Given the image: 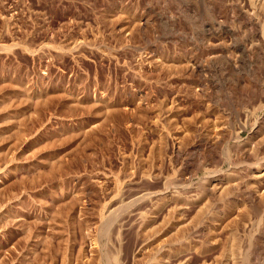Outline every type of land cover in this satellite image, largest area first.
<instances>
[{"label":"rangeland","instance_id":"374dc122","mask_svg":"<svg viewBox=\"0 0 264 264\" xmlns=\"http://www.w3.org/2000/svg\"><path fill=\"white\" fill-rule=\"evenodd\" d=\"M263 242L264 0H0V264Z\"/></svg>","mask_w":264,"mask_h":264},{"label":"bare ground","instance_id":"6f19581e","mask_svg":"<svg viewBox=\"0 0 264 264\" xmlns=\"http://www.w3.org/2000/svg\"><path fill=\"white\" fill-rule=\"evenodd\" d=\"M260 137V136H259ZM259 139V138H258ZM263 140V139H262ZM229 176V175H228ZM261 237V236H260ZM261 239V238H260ZM263 239V238H262ZM260 241V240H259ZM258 242V241H257ZM256 242V243H257ZM231 243V242H230ZM232 243L233 244H229V248L227 249L228 251H226L227 252V256L229 257V258H233V259H235L234 258V256L235 255H237V253H238V250H237V248L235 249L234 247V242L232 241ZM264 243V242H263ZM239 254H240V251H239Z\"/></svg>","mask_w":264,"mask_h":264}]
</instances>
